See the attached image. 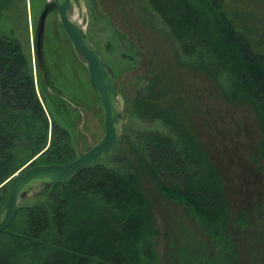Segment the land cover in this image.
<instances>
[{"label": "trees", "instance_id": "16d2710c", "mask_svg": "<svg viewBox=\"0 0 264 264\" xmlns=\"http://www.w3.org/2000/svg\"><path fill=\"white\" fill-rule=\"evenodd\" d=\"M147 1L183 53L197 57V66L211 69L217 80L227 77L232 102L254 104L264 129L260 1ZM0 6L6 7V1ZM157 85L154 79L140 92L139 114L161 120L177 140L159 131L140 133L137 143H129L120 159L122 169L108 168L99 161L50 188L43 185V201L19 206L10 226L0 232V264H185L172 253L171 244L181 248L190 262L194 250L202 248L208 249L205 258L219 250L230 264H242L230 229L231 209L222 178L198 130L176 116L177 106L158 101ZM47 101L37 91L32 62L22 42L0 35V215L9 180L16 173L78 156L70 131ZM259 150L264 156V135ZM144 181L154 185L161 200L183 208L178 217L172 211L179 237L175 231L164 235L170 239L169 263L158 252L162 231L155 223ZM244 218L237 217L236 224L244 227ZM262 235L258 233L259 240Z\"/></svg>", "mask_w": 264, "mask_h": 264}, {"label": "rangeland", "instance_id": "374dc122", "mask_svg": "<svg viewBox=\"0 0 264 264\" xmlns=\"http://www.w3.org/2000/svg\"><path fill=\"white\" fill-rule=\"evenodd\" d=\"M5 1L7 6H0V35L22 42L32 62L39 95L47 96L48 108L70 131L71 144L80 155L104 133L103 109L85 61L73 49L54 6L48 12L38 44L41 15L50 0ZM259 1L257 6L264 16V0ZM72 16L114 74L123 102L125 130L116 148L99 163L122 169L120 159L127 146L137 143V135L143 132L159 131L177 140L161 120H148L139 114L137 98L144 86L155 79L158 101L168 107L177 106L176 116L198 130L222 178L231 209L230 229L242 264H264V235L261 240L258 237L259 232L264 233V156L259 150L264 129L254 104L232 102L227 77L217 80L211 69L197 66V57L183 53L147 0H76ZM144 188L153 203L155 223L162 231L157 239L158 252L162 261L169 263L170 239L164 235L175 231L179 237L180 229L175 228V223L183 208L161 200L151 182L144 181ZM43 189V185L34 188L33 195L24 196L19 206L40 204ZM240 216L247 220L244 227L236 224ZM205 240L200 237V241ZM209 241L207 238L209 250H213ZM170 247L185 264H230L219 250L205 258L208 249H195L191 263L185 253L181 254V248L175 249L174 244Z\"/></svg>", "mask_w": 264, "mask_h": 264}, {"label": "water", "instance_id": "95a60500", "mask_svg": "<svg viewBox=\"0 0 264 264\" xmlns=\"http://www.w3.org/2000/svg\"><path fill=\"white\" fill-rule=\"evenodd\" d=\"M76 0H50L40 20L38 44L45 28L46 17L52 6L57 9L59 22L73 49L84 61L88 76L103 109L104 133L102 138L75 159L62 163H44L28 166L16 173L9 181L8 198L0 215V232L13 221L19 203L24 196L33 195V189L69 179L85 168L101 161L118 144L125 130L122 117L123 102L117 89V81L106 65L97 46L93 43L79 21L72 16ZM7 183V182H6Z\"/></svg>", "mask_w": 264, "mask_h": 264}]
</instances>
